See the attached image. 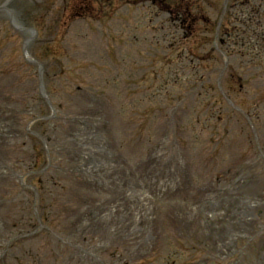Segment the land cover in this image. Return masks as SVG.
Segmentation results:
<instances>
[{
  "label": "rangeland",
  "instance_id": "obj_1",
  "mask_svg": "<svg viewBox=\"0 0 264 264\" xmlns=\"http://www.w3.org/2000/svg\"><path fill=\"white\" fill-rule=\"evenodd\" d=\"M9 1L0 264H264V0Z\"/></svg>",
  "mask_w": 264,
  "mask_h": 264
}]
</instances>
